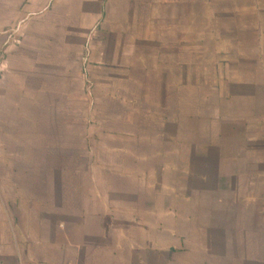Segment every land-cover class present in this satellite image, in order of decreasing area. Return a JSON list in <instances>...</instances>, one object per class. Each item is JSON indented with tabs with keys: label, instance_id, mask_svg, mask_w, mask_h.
<instances>
[{
	"label": "crops",
	"instance_id": "0c3cea01",
	"mask_svg": "<svg viewBox=\"0 0 264 264\" xmlns=\"http://www.w3.org/2000/svg\"><path fill=\"white\" fill-rule=\"evenodd\" d=\"M0 264H264V0H0Z\"/></svg>",
	"mask_w": 264,
	"mask_h": 264
}]
</instances>
